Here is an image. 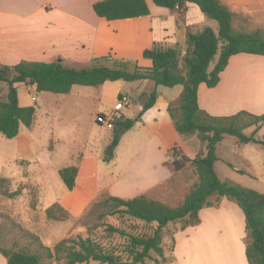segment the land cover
<instances>
[{
	"label": "trees",
	"instance_id": "trees-1",
	"mask_svg": "<svg viewBox=\"0 0 264 264\" xmlns=\"http://www.w3.org/2000/svg\"><path fill=\"white\" fill-rule=\"evenodd\" d=\"M151 1L155 6L168 10L193 5L206 19L217 23V33L206 27L201 31L188 32L183 46L163 49L154 45L143 52V58L152 63L150 68H141L135 61L116 59L111 55L93 59L84 67L68 66L62 62L25 61L13 66L0 65V83L7 86L6 95L0 99V135L13 139L19 135L21 127L29 129L33 124L35 109L19 106L14 87L17 84H28L34 86L37 92L59 95L69 94L73 86L98 87L107 81L118 80L126 83L149 80L156 87L165 88L182 86L179 97L169 104L167 110L181 137L187 139L188 135L195 134L205 146V154L196 155L191 160L184 159L194 168L196 181L176 206L151 198L147 193L122 199L102 192L87 208L84 223L94 229L97 226L95 222L110 219L105 224L103 235L92 231L86 237L76 235L49 248L37 236L21 231L25 239L23 247H0V255L6 264H144L147 260L155 264H170L173 257L165 255V239H169L172 253L175 234L198 225L200 211L213 206V198L215 206L224 198L240 208L247 236V263L264 264V194L228 179L220 180L214 170L218 161L216 146L227 136L235 138L239 145L251 143L264 148L263 140L254 134L244 133L252 126L255 130L263 126L264 113L254 115L240 111L231 116H212L200 109L197 103L198 86L216 87L230 57L238 54L264 56V32L235 29L233 13L220 0ZM93 11L97 17L107 21L150 15L145 0H100L93 4ZM215 57L217 61L209 71ZM144 96L146 100L134 118L119 114L114 119L112 138L104 150L103 162L113 160L123 134L153 106L158 94L153 90ZM117 100L121 101L122 95H118ZM57 173L66 190L73 191L78 167H64ZM4 185L5 180L0 178V191L4 195L11 198L19 195L18 191L7 193ZM45 215L56 221H65L70 217L57 203L47 208Z\"/></svg>",
	"mask_w": 264,
	"mask_h": 264
},
{
	"label": "crops",
	"instance_id": "crops-1",
	"mask_svg": "<svg viewBox=\"0 0 264 264\" xmlns=\"http://www.w3.org/2000/svg\"><path fill=\"white\" fill-rule=\"evenodd\" d=\"M97 1L100 0H0V65L11 66L25 61L62 62L84 67L93 59L111 55L116 59L135 61L141 68H150L151 61L143 58L145 50L154 45L163 49L183 46L188 32L199 31L200 24L208 25L203 19L199 23L191 17L188 19L193 14L190 6L168 10L155 6L151 0H145L150 12L148 16L107 21L94 13L93 4ZM157 19L162 25L160 40L154 30ZM170 19H178L173 23L182 29L179 43L175 40L168 42L165 21ZM251 62L264 75V56L238 54L230 57L216 87L198 86L199 108L212 116H231L240 112L241 102L228 97L234 93L237 80L241 79L242 68H248ZM141 82H135L140 83L137 88L142 101L137 113L144 102L141 99L153 90L158 94L155 103L121 137L112 160L118 169L116 173L108 171L102 178L97 176L96 165L98 168L99 162H103V150L110 139L95 157V173L89 174L87 169L82 172L80 164L75 189L69 192L64 187L66 193L57 200L72 215H80L96 198L99 189H105L113 197L134 198L167 183L175 174V165L180 159L195 158L198 144H191L176 132L167 110L169 104L179 97L182 86L165 88L156 87L149 80ZM122 83L126 82L107 81L98 87L73 86L70 92L79 87L78 93L85 97H89V93L103 96L108 89L109 98L113 100L110 111H99L96 115L112 119L117 114L114 110L119 102L117 97L125 88ZM261 86L259 94H246L243 111L252 113L253 107L264 105V82ZM97 88L100 89L96 91ZM122 100L125 107L134 104V99L127 96L122 95ZM174 148L177 155H172ZM239 209L225 199L215 208L202 209L198 225L175 234L173 262L170 264H248L245 222ZM0 264H6L1 255Z\"/></svg>",
	"mask_w": 264,
	"mask_h": 264
},
{
	"label": "rangeland",
	"instance_id": "rangeland-1",
	"mask_svg": "<svg viewBox=\"0 0 264 264\" xmlns=\"http://www.w3.org/2000/svg\"><path fill=\"white\" fill-rule=\"evenodd\" d=\"M220 1L233 13L235 29L244 32L257 30L264 32V0ZM190 7L193 14H190L188 19L191 17L197 23L203 19L208 24H200L199 31L208 26L217 33L216 22L206 19L195 6ZM174 20L178 22V19L165 21L170 39L168 42L175 40L179 43L182 29L174 25ZM154 30L157 39L160 40L163 32L158 19L154 22ZM216 61L217 57L211 62L209 71L213 69ZM242 69L241 79L237 80L234 93L228 97L234 102H241L240 109H238L240 111L245 108L242 107L245 106L242 102L246 94H256V92L259 94V88L264 82L263 72L258 70L253 62L248 68ZM140 83H122L125 88L119 94L133 98L134 104L129 107L124 106L114 116V119L119 114L129 119L138 114L137 111L142 102L137 88ZM14 87L19 106L33 107L35 118L29 129L20 128L16 138L6 139L0 135V178L5 180L4 187L7 193L19 192V195L11 198L0 191V247L5 249L23 247L25 239L21 231L37 236L39 241L49 248H53L63 239L73 238L76 235L86 237L92 231L94 234L103 235L105 224H108L110 219L104 218L95 222L97 226L94 229L90 228L92 225L84 223L86 210L93 200L80 215H72L62 206L70 214L69 219L65 221L48 219L45 210L53 204H59L57 200L66 193L57 173L59 169L68 166L79 167L81 164L82 172L87 169L89 174L95 173V157L99 156L103 144H107L109 139L111 141L112 130H109L111 132L104 131L94 119L97 112L110 111L113 104L112 98H109L110 92L106 89L103 96L98 93H89V97H85L86 95L78 93L79 87L67 95L37 92L34 86L28 84H17ZM99 89L97 88L96 91ZM6 92L7 86L0 83V99L4 98ZM236 97L241 99L237 100ZM141 100L145 101L146 98ZM251 111L254 115H262L264 105L253 107ZM255 129L252 126L244 130V133L254 134L256 138L264 141V125ZM187 140L191 144H198L196 155L205 154V146L195 134L188 135ZM172 155H177L176 150L172 152ZM216 155L218 161L214 165V170L220 180L228 179L264 194L263 147L251 143L239 145L235 138L227 136L216 146ZM96 169L98 178H102L108 171L116 173L118 170L113 161L111 163L100 161ZM175 169V174L167 183L160 184L157 188L147 192L151 198L170 206H176L182 202L197 176L194 168L189 166L184 159L176 163ZM102 192L107 193L105 189H99L95 199ZM86 198H89V194H86ZM222 200L224 198L220 199L217 206ZM212 203L213 206L210 208L217 207L214 198ZM14 243H17L16 246ZM170 246L171 243L166 238L165 255L167 258L173 257ZM144 264L155 263L147 260Z\"/></svg>",
	"mask_w": 264,
	"mask_h": 264
},
{
	"label": "built area",
	"instance_id": "built-area-1",
	"mask_svg": "<svg viewBox=\"0 0 264 264\" xmlns=\"http://www.w3.org/2000/svg\"><path fill=\"white\" fill-rule=\"evenodd\" d=\"M125 106V103L123 102V100L117 102V104L115 105V113H119L120 110L123 109V107ZM113 121L114 118L112 119H108L103 115H97L95 118V122L99 125H102L104 128L108 129V130H112L113 129Z\"/></svg>",
	"mask_w": 264,
	"mask_h": 264
}]
</instances>
